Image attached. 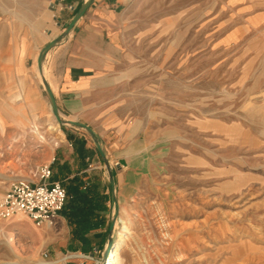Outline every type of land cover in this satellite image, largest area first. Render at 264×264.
Instances as JSON below:
<instances>
[{"label":"rangeland","instance_id":"obj_1","mask_svg":"<svg viewBox=\"0 0 264 264\" xmlns=\"http://www.w3.org/2000/svg\"><path fill=\"white\" fill-rule=\"evenodd\" d=\"M52 1L0 0V195L52 160L56 175L57 159L75 146L68 127L47 129L44 108L14 103L30 85L15 71L34 67L43 29H55ZM117 15L129 70L120 110L136 140L127 176H118L136 199L125 218L115 203V220L131 231L124 262L264 264V0H127ZM105 167L93 165L87 178L108 197ZM112 208L81 254L62 224L0 221V264H100Z\"/></svg>","mask_w":264,"mask_h":264},{"label":"crops","instance_id":"obj_2","mask_svg":"<svg viewBox=\"0 0 264 264\" xmlns=\"http://www.w3.org/2000/svg\"><path fill=\"white\" fill-rule=\"evenodd\" d=\"M84 0H66L67 4H74V11H59L51 8L49 12L57 14L59 18L55 29L48 25L43 29L46 34L45 47L53 39L62 34V28L72 21L71 19ZM127 0H95L84 16L76 23L68 37L57 47L50 50L44 58L43 67L47 74L53 99L55 100L59 116L62 120L72 121L89 127L97 136L102 151L111 166L114 187L116 191L115 203L119 217H126V212L132 203L133 196L123 195V191L130 183L118 181L119 174L127 176L132 162V148L136 145L132 135V120L121 111L126 97L125 86L127 80L126 55L124 51L125 37L122 33V24L118 19L117 10ZM40 51V50H39ZM39 53V52H38ZM36 54V56L38 55ZM35 56V58H36ZM33 62L32 57H29ZM27 65V64H26ZM22 68L15 74L21 85L29 82L25 92L15 97L14 103L25 102V107L44 108L42 118H52L49 101L35 77H31L36 67L32 63L30 70L22 64ZM34 68V70H33ZM25 77H31L30 80ZM27 87L28 90H27ZM35 118L34 115L30 116ZM72 136L76 137L75 146H71L57 159L56 168L59 171L53 181L63 182L64 178L77 177L83 183L92 185L87 178L91 167L103 163L92 139L82 130L69 128ZM80 141V142H77ZM78 144H82L85 153L78 152ZM105 166V164H104ZM107 174V172H106ZM67 176V177H66ZM62 178V179H61ZM125 184V185H124ZM109 185V184H108ZM110 189V186H109ZM104 195H107L104 192ZM105 207L109 209L113 198L106 197ZM62 224L63 232L70 241V228L65 219L59 216L56 224ZM103 232L100 225H95L90 235L98 237ZM76 253L82 252L83 246L79 242L71 243ZM95 249V248H94ZM92 255H90L91 257ZM124 252L120 253L119 261L124 262ZM94 259L89 262L74 264H95Z\"/></svg>","mask_w":264,"mask_h":264},{"label":"built area","instance_id":"obj_3","mask_svg":"<svg viewBox=\"0 0 264 264\" xmlns=\"http://www.w3.org/2000/svg\"><path fill=\"white\" fill-rule=\"evenodd\" d=\"M64 0H53L50 8L59 11H74V4L64 5ZM52 19L58 24V17ZM44 165L36 170L30 178L12 182L7 190L0 195V221L9 220L15 216H23L40 229H52L59 219L67 199V191L60 182L53 181L51 165ZM114 223L121 227V220ZM46 258V254H43ZM96 264H99L96 263Z\"/></svg>","mask_w":264,"mask_h":264},{"label":"trees","instance_id":"obj_4","mask_svg":"<svg viewBox=\"0 0 264 264\" xmlns=\"http://www.w3.org/2000/svg\"><path fill=\"white\" fill-rule=\"evenodd\" d=\"M78 152L85 153L82 144H78ZM68 199L60 213L70 228V235L74 241L90 244V231L95 225H102L107 212L106 196L99 192L96 185H87L74 177L66 187Z\"/></svg>","mask_w":264,"mask_h":264},{"label":"water","instance_id":"obj_5","mask_svg":"<svg viewBox=\"0 0 264 264\" xmlns=\"http://www.w3.org/2000/svg\"><path fill=\"white\" fill-rule=\"evenodd\" d=\"M95 0H84L82 2V4L80 5L79 9L77 10V12L75 13V15L73 16V18L71 19L72 21H70L66 27L64 28L63 32L61 35H59L57 38L53 39L51 42H49L45 47L42 48V50H40V52L38 53L37 59H36V65H37V71L40 75L41 78V82L42 84L41 87L49 101L50 104V110L52 113V116L55 120V122L57 123V125L59 127H69V128H75V129H79L84 131L85 133H87V135L92 139L100 157L102 158L104 164H105V168H106V172H107V179L109 182V186H110V194L111 197L113 198V208L111 210V219H110V224H109V229H108V238H107V242L101 257V263L100 264H107L106 262V256L107 253L114 247V243L116 242V237L114 239L113 237V229H114V221H115V199L116 198V191H115V187H114V180H113V176H112V172H111V166L108 163V160L106 159L102 148L100 146V142L96 136V134L87 126L77 123V122H72V121H65L62 120L59 116L58 113V109L56 107L55 104V100L53 99L50 87L47 83V81L45 80V78L42 76V66H43V61L45 56L47 55V53L52 50L53 48L57 47L58 45H60L65 39L66 37H68V35L70 34L71 30L73 29V27L76 25V23L84 16V14L86 13V11L89 9V7L93 4Z\"/></svg>","mask_w":264,"mask_h":264},{"label":"bare ground","instance_id":"obj_6","mask_svg":"<svg viewBox=\"0 0 264 264\" xmlns=\"http://www.w3.org/2000/svg\"><path fill=\"white\" fill-rule=\"evenodd\" d=\"M36 59H37V57H36ZM36 67H37V65H36ZM37 68H35V71L37 73L38 83L42 84L40 75H39V73L37 71ZM42 76L45 78V80H47L46 70H45V68L43 66H42ZM57 127L58 126H57V123L55 122L54 118L53 117L50 118V120L47 123V129L50 130V131H56L58 134H60V131L57 129ZM5 129H6L5 120H3L0 117V133H3L4 131H6ZM25 131H26V133H28V135H31V136L35 137L39 142H43L44 141V138L41 136L40 128L38 126L29 125L27 128H25ZM53 144H54V142H53ZM56 146H57V144L55 143L54 147H56ZM17 217H20V216H15V218H17ZM161 219H162V217H161ZM167 227L168 226H166V225L164 226V228H167ZM163 231H164V229H163ZM130 235H131V231L129 230L125 220H121V227H120L119 231L117 232V238H116V242L114 243V247L107 253V256H106L107 264H121L120 261H119V256H120V253L122 252V250L124 248H126L127 242L130 240L129 239ZM12 241H13V239L9 240V243L12 242Z\"/></svg>","mask_w":264,"mask_h":264}]
</instances>
